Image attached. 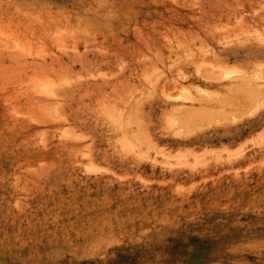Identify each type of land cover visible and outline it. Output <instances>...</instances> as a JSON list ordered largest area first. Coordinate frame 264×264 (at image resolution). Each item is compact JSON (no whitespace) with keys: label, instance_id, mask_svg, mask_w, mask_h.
Here are the masks:
<instances>
[{"label":"rangeland","instance_id":"1","mask_svg":"<svg viewBox=\"0 0 264 264\" xmlns=\"http://www.w3.org/2000/svg\"><path fill=\"white\" fill-rule=\"evenodd\" d=\"M0 264H264V0H0Z\"/></svg>","mask_w":264,"mask_h":264},{"label":"bare ground","instance_id":"2","mask_svg":"<svg viewBox=\"0 0 264 264\" xmlns=\"http://www.w3.org/2000/svg\"><path fill=\"white\" fill-rule=\"evenodd\" d=\"M199 66H201V65L199 64ZM209 71H210V68H209ZM206 72H207V71H206ZM157 75H158V74H157ZM155 76H156V75H155ZM215 77H217V76H215ZM209 78H210V77H209ZM155 80H157V79H155ZM153 81H154V80H153ZM150 84H151V83H150ZM150 84H149V85H150ZM43 85H44V84H43ZM45 85H47V84H45ZM239 85H240V84H239ZM47 87H48V86H47ZM196 87H197V86H196ZM197 88H198V87H197ZM46 89H47V88H46ZM201 90H202V89H201ZM40 91H41V90H40ZM241 91H242V90H241ZM150 93H151V92H150ZM230 93H231V92H230ZM147 94H148V93H147ZM235 94H236V92H235ZM237 94H238V93H237ZM237 94H236V95H237ZM246 95H247V94H246ZM230 96H231V95H229V97H230ZM244 96H245V95H244ZM144 98H145V97H144ZM208 98H209V97H208ZM146 99H147V98H146ZM205 99H206V98H205ZM229 99H231V98H229ZM233 99H234L235 101H234ZM237 99H238L237 97L235 98V97L233 96L232 101H234V103L237 102V103L239 104V102L237 101ZM245 99H246V98H245ZM206 100H207V99H206ZM208 100H209V99H208ZM227 100H228V98H227ZM193 101H194V100H193ZM213 101H214V100H213ZM241 101H244L243 98H241L240 103H241ZM225 103H226V101H225ZM231 103H232V102H231ZM135 104H136V103H135ZM174 105H175V104H174ZM236 105H237V104H236ZM136 106H137V105H136ZM197 106H198V105H197ZM232 106H234V105H232ZM114 107H115V106H114ZM178 107H179V106H178ZM188 107H189V106H188ZM188 107H187V108H188ZM194 108H195V107H194ZM134 109H135V108H134ZM182 109H183V108H182ZM200 109H201V108H200ZM122 110H123V109H122ZM136 110H137V109H136ZM174 110H175V108H174ZM190 110H191V109H190ZM190 110H189V111H190ZM196 110H197V109H196ZM115 111H116V110H115ZM176 111H178V110H176ZM194 111H195V110H194ZM119 112H120V111H119ZM112 113H113V112H112ZM187 113H188V112H187ZM189 113H190V112H189ZM116 114H117V112H116ZM118 114H119V113H118ZM104 115H105V112H104ZM128 115H129V114H128ZM135 115H136V114H135ZM186 115H187V114H186ZM193 115H194V114H193ZM131 117H132V116H131ZM131 117H130V118H131ZM187 117H189V114L187 115ZM134 118H137V117H134ZM182 118H183V117H182ZM190 118H191V116H190ZM192 118H193V117H192ZM138 119L141 120V118H139V117H138ZM138 119H137V120H138ZM184 119H185V118H184ZM132 120H134V119H132ZM168 120H170V119H168ZM174 120H175V119H174ZM187 120H189V119H187ZM195 120H196V119H195ZM170 121H171V120H170ZM181 121H182V120H181ZM125 122H126V120H125ZM163 122H164V121H163ZM183 122H184V121H183ZM135 123H136V119H135ZM185 124H186V123H185ZM171 125H172V124H171ZM117 126H119V125H117ZM120 126H121V125H120ZM123 127H124V126H123ZM118 128H119V127H118ZM114 129H115V128H114ZM119 129H120V128H119ZM139 129H140V128H139ZM167 129H169V128H167ZM135 131H136V129H135ZM137 131H139V130H137ZM145 131H146V130H145ZM133 133H134V132H133ZM133 133H132V134H133ZM145 133H146V132H145ZM145 133H143V134H145ZM136 134H138V133H136ZM178 134H179V133H178ZM121 135H123V134L121 133ZM139 135L143 136L142 134H139ZM145 135H146V134H145ZM176 135H177V134H176ZM125 136H126V135H125ZM144 137H145V136H144ZM144 137H143V138H144ZM120 138H121V137H120ZM147 138H148V135H147ZM147 138H146V139H147ZM124 139H126V138H124ZM140 139H142V138H140ZM140 139H139V140H140ZM134 140H135V139H134ZM118 141H119V139H118ZM126 141H127V140H126ZM141 141H142V140H141ZM148 142H149V141H148ZM127 143H129V141H128ZM127 143H125V144H127ZM145 143H146V142H145ZM149 143H150V142H149ZM121 144H122V143H121ZM130 144H131V143H130ZM138 144H139V143H138ZM135 145H136V144H135ZM148 145H149V144H148ZM126 146H127V145H126ZM120 147H121V146H120ZM130 147H132V146H130ZM137 147H138V146H137ZM124 148H125V147H124ZM128 148H129V146H128ZM126 149H127V147H126ZM95 238H96V237H95ZM97 242H98V241H97Z\"/></svg>","mask_w":264,"mask_h":264}]
</instances>
